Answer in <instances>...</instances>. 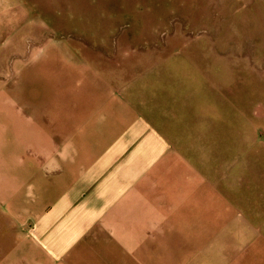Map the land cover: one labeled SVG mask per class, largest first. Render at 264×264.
I'll return each mask as SVG.
<instances>
[{
  "label": "crops",
  "instance_id": "obj_1",
  "mask_svg": "<svg viewBox=\"0 0 264 264\" xmlns=\"http://www.w3.org/2000/svg\"><path fill=\"white\" fill-rule=\"evenodd\" d=\"M37 2L0 0V99L18 100V110H5L19 111V120L26 112L20 101L31 98L24 106L47 113L59 141L45 154V176L35 167L39 142L30 144L31 176L46 180L36 189L18 190V177L3 185L15 192L0 199V264H224L223 254L204 245L215 235L224 241L229 224L217 211L226 208L215 190L200 187L196 161L167 153L159 133L113 97L88 61L98 52L87 50L81 30L45 26L41 20L50 17L40 15ZM65 150L61 165L55 155ZM12 162L6 171L18 173V159ZM129 166L139 171L131 175ZM3 170L0 164V176ZM204 210L212 213L199 220Z\"/></svg>",
  "mask_w": 264,
  "mask_h": 264
},
{
  "label": "rangeland",
  "instance_id": "obj_2",
  "mask_svg": "<svg viewBox=\"0 0 264 264\" xmlns=\"http://www.w3.org/2000/svg\"><path fill=\"white\" fill-rule=\"evenodd\" d=\"M35 5L50 17L41 20L45 26L81 30L87 50L98 52L88 61L98 65L113 97L159 133L167 153L196 161L190 164L193 170L197 166L200 187L220 196L226 211L217 212L229 224L224 241L215 235L204 249L215 247L224 264H264V0H39ZM53 85L55 94L64 90L62 82ZM39 86L45 94L47 84ZM32 91L41 90L33 85ZM22 101L26 112L18 120L19 111L5 110L8 104L18 110V100L0 99L4 201L15 192L3 187L7 181L11 186L18 177V190L46 181L31 176V142H39L35 167L45 176L51 166L45 154L59 141L47 113L24 106L31 98ZM66 152L55 155L61 165ZM12 159H18V173L6 171ZM137 168L129 166L131 175ZM53 184L61 188V178ZM198 213L202 220L212 211Z\"/></svg>",
  "mask_w": 264,
  "mask_h": 264
}]
</instances>
